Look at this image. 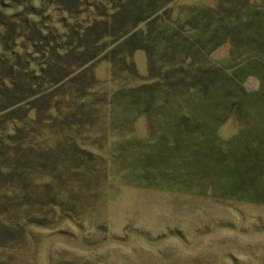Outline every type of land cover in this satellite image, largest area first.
I'll return each mask as SVG.
<instances>
[{"label":"rangeland","instance_id":"1","mask_svg":"<svg viewBox=\"0 0 264 264\" xmlns=\"http://www.w3.org/2000/svg\"><path fill=\"white\" fill-rule=\"evenodd\" d=\"M116 1L0 0V166L39 193L0 218V264H264V44L239 25L264 0H172L160 44L128 40L148 61L109 46Z\"/></svg>","mask_w":264,"mask_h":264},{"label":"trees","instance_id":"2","mask_svg":"<svg viewBox=\"0 0 264 264\" xmlns=\"http://www.w3.org/2000/svg\"><path fill=\"white\" fill-rule=\"evenodd\" d=\"M83 1L84 0H57L58 2L57 4L63 7L62 10L65 13L69 15H74L80 11L78 7L84 3ZM171 1L172 0H121V2L116 1L115 5L119 6L118 11L120 12L116 15L112 13L110 15V18H114L115 20H117V19H120L121 17L122 18L124 17L125 22H128L126 25L127 30L125 33L120 34L116 40L111 39L109 46L111 48H114V46L120 44L118 46L128 45L130 48L135 47V49L143 50L147 54V61H148V57H149L148 50L152 49V46L147 47V41H139L134 46H131V44L128 43V40H130L131 37L137 33L144 34V32H142L141 29H139V32L135 31V28L138 25H143V26H146L145 33L155 32V35L157 36L154 39L152 45L154 46V45L160 44L161 42L159 41L158 34L160 33L161 30H165L167 28L165 24L166 22L164 20V13L166 11H169L170 8L167 6ZM255 9L256 8H254V6L249 5L245 10L248 13L254 14ZM5 19L8 20V18L4 14L0 13V25H2V22ZM30 21L32 24H34L32 19ZM250 23H252V21L247 19L242 24L241 23L239 24L244 27L242 30L243 31L242 36L244 37V39L247 38L248 41L253 42L252 38H254L257 42H261L260 44H264L263 42L264 16H261V17L258 16V21L253 24V27H256L257 31H253L252 29H250ZM68 27L69 25L65 26L67 30H68ZM159 27H162V28L160 30H157V28ZM73 28L74 27L70 28V30H72L71 34L72 36L74 35L78 36V42H83V38L87 36L91 31V27L81 28L78 31ZM217 28L220 29L221 26ZM218 29L214 31L215 33L208 34L209 37H206V38L213 39V40L218 39L217 37ZM250 30L253 32H251ZM86 31H87V34H85ZM37 34L40 40L45 39L46 35H42L41 32L40 33L38 32ZM46 34H49V33H46ZM72 44L73 43H71V45ZM141 45L143 47H141ZM49 57L50 58L54 57V51L52 49L49 50ZM83 63L86 64L87 61L82 62V64ZM59 81H61V79ZM63 81L64 80H62V82ZM1 82L2 81H0V83ZM56 83L57 82H55V84ZM2 84L4 85V83ZM6 90L10 91V93L9 92L8 93L11 94L13 93L15 88H11L10 90L6 89ZM132 91L134 92V90ZM56 92H58V90ZM64 96L68 99L69 97H73L71 94H64ZM67 106H69L70 108L72 107V105H67ZM2 123L4 125L5 121ZM15 139H16L15 135H8L5 133L0 134V156L9 149L10 145H14L17 143L18 140H15ZM7 140H10L11 143L7 144L6 143ZM15 159L16 158L13 159V161L11 162V165H9V163H6V165L9 166L10 171H6L2 166H0V218L2 217L3 220H7V218L10 217V214L7 212L8 209L12 208L15 205L20 204L21 202H22L21 204H25L24 201H27V202L30 201L31 203L33 202V205H36L37 200L35 196L39 195V193H37L36 191L30 192L29 194H32L31 197L33 198V201H32L30 195L24 193L23 190H19L21 186L23 185V181L20 180V175H21L20 166L21 165L17 163ZM24 161H26L25 165L29 162V160H25V159ZM0 164H5V162L1 160ZM21 164L24 165L23 162ZM45 195H49V194H45ZM38 204L40 205V201H38ZM23 221H27V220L23 219ZM23 224L27 225L26 223H23ZM28 225L29 226H43L35 221L29 222ZM4 239L5 238H2V237L0 238V246L2 247L6 246V242L4 241Z\"/></svg>","mask_w":264,"mask_h":264}]
</instances>
